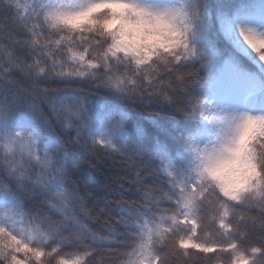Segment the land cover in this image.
Instances as JSON below:
<instances>
[{
	"label": "trees",
	"instance_id": "obj_1",
	"mask_svg": "<svg viewBox=\"0 0 264 264\" xmlns=\"http://www.w3.org/2000/svg\"><path fill=\"white\" fill-rule=\"evenodd\" d=\"M190 10L191 48L137 65L107 53L101 63L86 44L95 25L36 35L0 0V230L40 251L29 252L36 264L56 253V264H264L261 214L241 206L249 192L264 199L256 158L213 170L222 201L192 183L213 137L211 79L226 64L264 78L222 22L264 15V0H193Z\"/></svg>",
	"mask_w": 264,
	"mask_h": 264
},
{
	"label": "rangeland",
	"instance_id": "obj_2",
	"mask_svg": "<svg viewBox=\"0 0 264 264\" xmlns=\"http://www.w3.org/2000/svg\"><path fill=\"white\" fill-rule=\"evenodd\" d=\"M20 9L23 18L29 24L30 28L36 32V35H42L57 27H72L70 24L55 20L57 12L71 13L93 2H103V0H11ZM139 3V0H135ZM147 3H171L182 8L185 13L183 18L178 17L176 24L184 35L167 36L162 40H148L145 35L139 36L135 41L131 35L127 46L121 45L119 49L114 47V42L120 39L119 27H114L112 43L108 49L107 55L117 57L124 55L132 59L137 65L148 63L150 59L160 53L168 52L178 47L185 49L191 48V42L194 40L193 28L195 19L191 13L190 5L193 0H146ZM107 14V10H102ZM99 14V13H98ZM96 17V16H95ZM264 15L255 11L247 13L245 19L235 17L232 21H223L222 30L233 39L235 47L243 54L248 56L264 75V62H261L255 55L245 49L237 39V25L252 26L258 31L264 32L262 24ZM87 22L83 23L86 24ZM82 24V25H83ZM81 25V26H82ZM243 35V33H241ZM136 45L135 51H129V48ZM148 53H151L149 56ZM139 61V63H138ZM218 82L219 85L218 86ZM207 112L205 123L211 134L214 136L217 127L226 129L228 123L223 117L230 113L248 112L254 114H264V78L259 75L242 69L234 64L224 65L219 73L211 79L207 86L206 96L203 100ZM258 126L256 121L252 129ZM236 153L231 157L219 158L215 164V170H228L235 166L237 161Z\"/></svg>",
	"mask_w": 264,
	"mask_h": 264
},
{
	"label": "snow or ice",
	"instance_id": "obj_3",
	"mask_svg": "<svg viewBox=\"0 0 264 264\" xmlns=\"http://www.w3.org/2000/svg\"><path fill=\"white\" fill-rule=\"evenodd\" d=\"M102 10H107V14L99 21L106 33L115 35L114 27H119L120 39L114 42V47L119 49L121 45L127 46L129 35L135 41L139 36L145 35L148 40H162L167 36L184 35L176 24L178 17L183 18L185 13L182 8L170 6L163 9L153 8L149 5H142L135 0H103V2L89 3L84 8L76 12H57L54 19L70 24L72 27H80L87 22L96 25L98 21L95 16ZM243 33V35H241ZM238 42L249 52L255 55L261 62H264V32L258 31L252 26L237 25ZM133 44L129 51H135ZM150 56L151 53H148ZM139 63V61H138ZM218 86L219 82H218ZM257 121L256 117L248 116L244 119V128L251 130ZM243 139V137H241ZM234 151L231 147L226 149ZM219 158L209 159L205 171L212 175L215 164ZM233 198H237L236 193H226ZM19 245V247H18ZM11 250L13 253H23L25 256L31 252L35 259L39 260L42 253L36 249H31L26 243L17 240L15 236L9 237L0 230V255H6ZM13 264H25L18 255L13 254ZM61 264H79V261L62 260ZM238 264H247L244 259H239Z\"/></svg>",
	"mask_w": 264,
	"mask_h": 264
},
{
	"label": "clouds",
	"instance_id": "obj_4",
	"mask_svg": "<svg viewBox=\"0 0 264 264\" xmlns=\"http://www.w3.org/2000/svg\"><path fill=\"white\" fill-rule=\"evenodd\" d=\"M139 4L149 5L157 9L170 6L177 7L176 4L163 2L147 3L146 0H139ZM103 18L102 14L101 20ZM86 30L90 33V39L86 44L93 46L94 52L97 53L96 58L103 63L104 56L111 44L108 34L101 27L100 23ZM248 116L257 118L258 126L255 129L246 130L244 128V119ZM223 119L227 121L228 127L226 129L217 127L214 136L209 138L203 147L200 148L199 152L196 153L193 167L194 176L192 179V183H196L198 191L202 192L205 198L216 197L221 201L224 199L222 193L217 188L211 175L205 171L210 158L231 157L236 153L250 154L256 158L258 175L260 179L264 181V114L238 112L230 113L226 117H223ZM241 137H243V139H241ZM249 146H251L250 153H246ZM228 147H231L234 151H227L226 149ZM186 189L191 191V185H186ZM255 197V192H249L246 196L242 197L241 206H248L251 202V211L255 212L259 210L261 222L264 223V199L256 200ZM229 203H231V201H229ZM13 254L18 255L21 260H24L25 264H36L34 257H32L30 253L25 256L23 253H13L11 250H9L6 255H0V264H13L11 259ZM59 255L60 253H56V255L50 254V257L44 261V264H56ZM82 255L88 257L86 251L83 252ZM84 264H90L89 259H86Z\"/></svg>",
	"mask_w": 264,
	"mask_h": 264
}]
</instances>
